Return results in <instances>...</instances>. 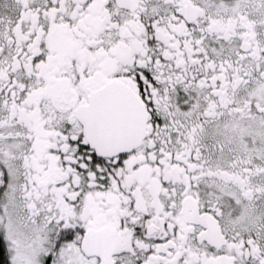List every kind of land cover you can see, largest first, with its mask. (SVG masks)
Instances as JSON below:
<instances>
[{"label": "snow or ice", "instance_id": "1", "mask_svg": "<svg viewBox=\"0 0 264 264\" xmlns=\"http://www.w3.org/2000/svg\"><path fill=\"white\" fill-rule=\"evenodd\" d=\"M0 264H264V0H0Z\"/></svg>", "mask_w": 264, "mask_h": 264}]
</instances>
